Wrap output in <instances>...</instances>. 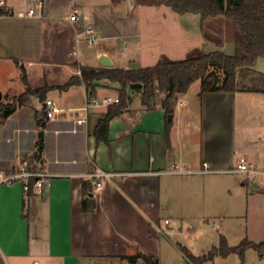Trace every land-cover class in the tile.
I'll return each mask as SVG.
<instances>
[{
  "label": "crops",
  "instance_id": "crops-1",
  "mask_svg": "<svg viewBox=\"0 0 264 264\" xmlns=\"http://www.w3.org/2000/svg\"><path fill=\"white\" fill-rule=\"evenodd\" d=\"M7 2L14 11L29 15L0 18V65L17 68L16 78L1 88L2 95L3 91L10 92L13 85L17 91L13 93L25 92L24 73L31 88H47L44 100L36 93L30 94L25 103L15 106L12 114L0 118L6 124L23 112L18 115L15 133L0 138V171L10 172L33 160L38 166L30 169L42 180V187L33 186L29 198L20 182L0 184V264H132L130 257L139 253L158 257L157 241L162 234L158 231L169 225L160 216L164 185L173 189V179L178 176L227 172L236 167L238 162L231 166L230 158L219 150L218 141L215 144L209 135L214 130L217 133L222 106L244 92H205L200 96L198 91L202 107L199 148L191 145L188 135L193 113L176 108L182 96H178L175 105L169 136L160 100L148 110L133 94L129 106L111 121L109 143L98 142L94 130L112 104L103 100L119 98L120 85L100 81L97 102L87 111L83 110L89 96L85 84L62 86L71 77L81 75L78 65L104 67L99 62L101 54H106L115 68L154 66L163 53L161 42L154 41L159 35L141 30L118 35L104 30L105 25L116 21L115 10L127 6L128 0L117 6L111 0ZM75 7L81 16L78 21H71L69 15ZM88 25L98 37L90 52L83 34ZM31 78L38 80L32 84ZM139 89L133 84L128 91L135 93ZM53 93L56 99L51 96ZM46 99L55 102L57 112L40 126L37 114L43 111ZM182 103L186 105L188 101ZM25 117L33 118L32 125L25 124ZM82 119L85 121L80 122ZM39 129L45 132L40 151L35 135ZM27 130L32 135L24 139L22 134ZM231 154L236 155L234 142ZM173 162L180 165L182 172L171 171ZM204 162L209 163L207 172L202 170ZM98 169L121 175L106 179L101 188H96L92 175ZM85 181L90 184L89 198L83 189ZM84 199L88 210L83 209ZM140 260L135 259V264Z\"/></svg>",
  "mask_w": 264,
  "mask_h": 264
},
{
  "label": "rangeland",
  "instance_id": "rangeland-1",
  "mask_svg": "<svg viewBox=\"0 0 264 264\" xmlns=\"http://www.w3.org/2000/svg\"><path fill=\"white\" fill-rule=\"evenodd\" d=\"M136 4H142V1L134 0L131 7L128 1L127 6L118 7L115 10L116 21L111 26L105 25L104 30L118 35L125 32L134 34L140 30L144 33H155L159 37L154 41L161 42V47L159 46L163 52L161 58L179 60L189 55L212 51L233 54L235 32L233 21L223 16L202 21L199 14H178L167 6L150 3L135 9ZM94 47L96 45H88L87 51L90 52ZM187 49L188 53H185ZM254 68L264 72V58H259ZM211 69L216 70L220 79H223L224 75L220 69ZM18 71H21L20 68ZM16 73L15 65H0V90L12 78H16ZM37 80L31 78L30 81L35 84ZM199 83L200 80L193 83L185 97L179 95L182 97L176 105L178 109H186L193 113L194 118L188 135L191 136V145L196 148H199L201 143L202 107L198 96ZM14 87L16 86L13 85L10 92L3 91L0 118L6 106L21 105L30 97L24 92L13 93L17 92L14 91ZM45 88L47 87L35 88L38 89L37 95L44 94ZM51 96L56 99L55 93ZM185 99L188 103L181 104ZM222 108L223 113L220 114L217 127L214 126L217 133L215 135L213 129L214 132H210L209 135L210 140L214 143L218 141L219 150L221 149L225 157L230 158L228 163L231 166L236 165L243 156L258 170L264 171V93H241L236 98L229 99L227 106ZM22 114L23 112L17 113L6 124L0 122V138L15 133V123L19 120L18 115ZM22 120L27 125L34 122L33 118L25 117ZM41 130L35 133L37 140ZM30 135L32 133L27 130L22 137L26 139ZM233 142L235 156L231 154ZM20 166L30 169L37 167L38 164L37 161L35 163L30 160L16 169ZM173 180H175L173 189L164 185V205L160 213L161 218L168 219L170 223L163 226V233L157 241L159 249L155 254L158 257L154 256L153 259H149L150 261L159 262L157 264H195L190 256L200 257L207 254L212 247L219 245L222 235L226 237L230 246L239 245L247 237L255 243L264 241V193L261 192L264 188L259 185L258 179H246L242 173L218 171L212 174L182 175ZM240 263V255L233 253L227 257L216 255L201 264ZM139 264L147 263L141 259ZM242 264H264V256L261 252L249 248L245 251Z\"/></svg>",
  "mask_w": 264,
  "mask_h": 264
},
{
  "label": "trees",
  "instance_id": "trees-1",
  "mask_svg": "<svg viewBox=\"0 0 264 264\" xmlns=\"http://www.w3.org/2000/svg\"><path fill=\"white\" fill-rule=\"evenodd\" d=\"M125 0H111L117 6ZM142 3L159 4L171 8L178 14L195 13L201 16L202 21L209 18L223 16L235 24L234 52L226 54L221 51L202 52L189 55L184 59L173 60L162 57L154 66L135 69L115 67H89L80 66L81 75L73 76L62 87H68L77 82H83L88 91V99L95 98L98 83L106 80L110 83H118L119 101L108 106L106 116L101 119L94 135L98 142L109 143V131L111 121L120 116L132 101L133 94L140 97L142 105L152 110L158 100L166 112V134L169 136L173 118H168L175 113V105L179 95L188 92L193 83L200 80L199 95L205 92H260L264 93V72L254 68L259 58H264V0H140ZM220 69L224 75L220 79L216 70ZM23 81L27 85L26 95L38 93V89L29 86L25 73ZM138 85L140 89L135 93H129L130 85ZM42 100L44 94L39 95ZM161 96V97H160ZM15 110V105L6 106L2 117L7 118ZM42 116V118H40ZM38 124L45 125L47 118L42 111ZM44 117V118H43ZM35 179L30 180L29 195H32V187ZM89 182L83 183V189L89 195ZM87 199L83 200V209L88 210ZM152 234L155 232L150 229ZM253 248L264 254V241L255 243L244 239L239 245L230 246L225 236H221L218 246L212 247L207 254L193 257L195 264H201L216 255L227 257L237 253L244 260L245 251ZM153 255L139 253L132 256L133 262L137 258L143 259L147 264H157L149 259Z\"/></svg>",
  "mask_w": 264,
  "mask_h": 264
},
{
  "label": "built area",
  "instance_id": "built-area-1",
  "mask_svg": "<svg viewBox=\"0 0 264 264\" xmlns=\"http://www.w3.org/2000/svg\"><path fill=\"white\" fill-rule=\"evenodd\" d=\"M29 14L26 13L25 11H14V9L8 4L7 0H0V18L2 17H12V16H18V17H27ZM81 13L79 8L75 7L73 8L72 12L69 15V19L71 21H78L80 19ZM83 34L86 35L87 42L90 45L96 44L98 37L95 32V29L91 26L88 25L85 27ZM79 41V40H78ZM104 103L109 104V103H116L119 101V98H111V97H105L104 98ZM97 100L95 98L93 99H87L86 103L83 107L84 111H87L88 108L96 104ZM43 112L47 118H52L56 115L57 108L56 104L53 100L51 99H46L43 107ZM84 122L85 119L80 120V122ZM171 171L174 173L182 172V169L180 168V165L177 163H172L171 164ZM203 172L209 171V163L204 162L202 166ZM227 172H239L244 174L246 179H258L259 180V185L264 188V171L258 170L255 165L247 160L245 157H240L238 164L236 165L235 168L230 169ZM121 173H114V172H107L101 169H98L92 177L94 178V185L96 188H101L103 186V181L106 179H111L113 177L120 176ZM34 178V184L33 186L36 188H41L42 187V180L40 179V176L37 172L28 169L27 167L20 166L19 168L12 170L10 172L7 171H0V184H7V185H12L17 182L22 183L23 185V190L26 198H29V191H30V180ZM165 224H169V220L165 219L164 220ZM159 233H163L162 229H159ZM35 264H40L39 262H35Z\"/></svg>",
  "mask_w": 264,
  "mask_h": 264
},
{
  "label": "water",
  "instance_id": "water-1",
  "mask_svg": "<svg viewBox=\"0 0 264 264\" xmlns=\"http://www.w3.org/2000/svg\"><path fill=\"white\" fill-rule=\"evenodd\" d=\"M130 5L132 3H134V0H128ZM99 62L104 66V67H112L113 66V62L110 60V58L106 55V54H101L100 57H99ZM2 92L0 90V101L2 100ZM168 118H173V114H170ZM44 130H41L39 132V136H38V141H37V144H38V149L39 151L42 149V141H43V138H44Z\"/></svg>",
  "mask_w": 264,
  "mask_h": 264
}]
</instances>
